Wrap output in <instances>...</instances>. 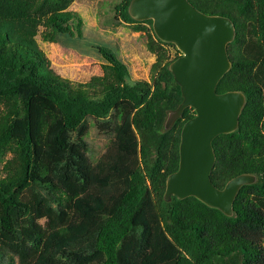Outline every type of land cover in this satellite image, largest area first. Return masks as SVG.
<instances>
[{
  "label": "trees",
  "instance_id": "obj_1",
  "mask_svg": "<svg viewBox=\"0 0 264 264\" xmlns=\"http://www.w3.org/2000/svg\"><path fill=\"white\" fill-rule=\"evenodd\" d=\"M73 1L0 0V157L13 155L0 175V264L7 251L21 264H264V0H189L236 28L217 92L241 91L246 101L238 128L213 140L211 173L219 188L256 176L240 188L233 215L194 196L165 197L182 128L196 115L187 107L165 127L184 100L170 70L180 57L168 49L174 43L150 35L151 81L129 83L128 65L106 47L104 75L88 82L50 68L36 43L39 26L49 41L81 37ZM131 1L117 4L121 18L152 24L130 15ZM90 117L117 121L96 163L85 140Z\"/></svg>",
  "mask_w": 264,
  "mask_h": 264
},
{
  "label": "water",
  "instance_id": "obj_2",
  "mask_svg": "<svg viewBox=\"0 0 264 264\" xmlns=\"http://www.w3.org/2000/svg\"><path fill=\"white\" fill-rule=\"evenodd\" d=\"M130 15L138 21L152 19L155 34L164 42L174 43L182 52L171 65L175 80L181 86L184 100L170 112V128L187 107L196 115L181 131L180 164L167 179L165 197L184 199L194 196L226 215H233L240 188L256 181L254 174H240L224 188L211 179L216 163L213 140L220 134L238 128L245 105L241 91L217 92V86L231 68L228 44L236 28L229 17L208 15L189 0H132Z\"/></svg>",
  "mask_w": 264,
  "mask_h": 264
},
{
  "label": "rangeland",
  "instance_id": "obj_3",
  "mask_svg": "<svg viewBox=\"0 0 264 264\" xmlns=\"http://www.w3.org/2000/svg\"><path fill=\"white\" fill-rule=\"evenodd\" d=\"M121 1L74 0L68 10L78 12L84 18L81 37L63 34L55 41H49L44 38L46 28L39 26L36 43L50 61V68L72 82H88L94 76L104 75L106 60L100 48L106 47L128 65L129 83L133 84L141 79L151 81L156 55L149 50L148 41L154 31L153 23L125 22L116 8ZM137 26L140 28L136 29ZM168 49L172 56L182 55L176 45H170ZM116 123L114 118L104 121L91 117L87 119L88 133L85 140L88 144V156L93 163L98 162L114 142ZM165 127L167 128V124ZM12 157L10 152L0 157V175L3 174L5 163ZM44 221L42 219L40 223ZM1 264H21L20 254L7 251Z\"/></svg>",
  "mask_w": 264,
  "mask_h": 264
}]
</instances>
